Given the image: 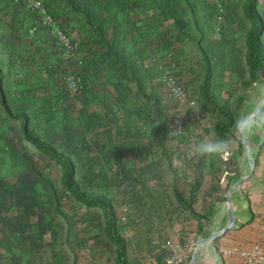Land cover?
<instances>
[{"label":"trees","instance_id":"1","mask_svg":"<svg viewBox=\"0 0 264 264\" xmlns=\"http://www.w3.org/2000/svg\"><path fill=\"white\" fill-rule=\"evenodd\" d=\"M8 3L12 24L6 32L11 40L3 49L7 69L0 59V106L7 122L14 125V136H0V140L14 164L20 159L26 169L14 182L0 176V264H81L78 253L89 247L90 239L82 236L79 224L97 231L92 238L95 264L96 258L106 260V264H133L128 259L132 240L127 238V226L118 214L122 206L128 209L129 227L136 231L134 248L138 252L154 256L152 234L163 232L166 222L172 227L182 223V242L190 240L187 238L191 235H202L204 226L212 222L218 207L227 201L231 186L238 181L244 142L238 140L235 124L243 116L246 93L264 84V5L260 0L240 1L243 19L248 22L243 48L237 45L227 24L221 28L220 41L214 39L217 18L243 22L232 17V3L224 5L220 13L215 0H42L55 23L61 24L65 14L72 21L81 16L98 34L94 37L84 31L80 46L94 38L103 48V54H95L84 65L74 92L69 89L68 74L59 70L63 65L58 68L44 63L43 77L23 72V64L33 57L25 38L38 34L46 24L40 12L24 0ZM139 11L151 14L142 21L144 30L138 32V37L127 40L115 24L123 15L129 28H138L132 17ZM28 20L35 23L25 28ZM170 21L174 22L175 32L164 46L190 41L198 47L202 63L197 85L200 103L212 115L214 135L231 140L233 156L194 154L184 160L183 168H177V147L190 142L187 124L176 137L171 122L174 115H167L165 102L158 95L155 106L148 110L128 104L132 84L145 92L150 75L145 62L160 52L154 50V42H160L158 26ZM6 26L0 17L1 41L6 39L2 31ZM61 27L69 37L77 29L71 23ZM17 36H21L20 44L14 42ZM51 36L58 46V39ZM128 44L133 52H129ZM94 84L103 90L96 93ZM188 93L199 104L190 89ZM94 104L103 106L102 114L92 111ZM151 121L159 127L154 139L146 143L142 135ZM52 122L56 125L49 126ZM260 128L264 131V126ZM26 144L58 167L59 182L38 168L36 153ZM147 151L158 158L143 166ZM127 155L135 156L132 164L127 163L131 161ZM255 162L257 167V157ZM108 165L112 175L108 174ZM122 187L125 190L120 199L107 196L108 190ZM64 198L85 211L78 220L63 210ZM165 255L163 250L153 259L161 262Z\"/></svg>","mask_w":264,"mask_h":264},{"label":"rangeland","instance_id":"2","mask_svg":"<svg viewBox=\"0 0 264 264\" xmlns=\"http://www.w3.org/2000/svg\"><path fill=\"white\" fill-rule=\"evenodd\" d=\"M107 1V0H103ZM226 1V4L224 3ZM240 1L241 0H215V3L220 11L223 12L224 5L228 7L229 5H233V8L231 10V14L233 18H240L243 22L238 21L235 23V19L221 16L219 19L217 18V30L214 34V39L216 41H220L221 37V28H223L226 24L230 26L234 33V36L237 40V45L240 48L244 47V29L247 27V21H244L241 10H240ZM260 5H264V0H260ZM12 9L11 6L8 3V0H1L0 4V17L3 18V20L6 22L8 27L2 28V31H4V36L6 39L3 41L0 40V59L3 61L4 69H7V65L5 63L6 59V51H4L5 44H8L11 40V35L9 32H6L7 28L12 24V18H11ZM151 13L146 14L142 11H139L137 15L132 17V21L134 24H137L138 28H135L131 26L129 28L126 18L121 15L118 18V23L115 25L118 28V32L121 36L125 37L127 40H130L131 38H137L138 32L142 29V21L149 18ZM227 18V19H226ZM72 21L70 17L65 14V17L61 24L56 23L58 28L63 32L62 30V24L63 23H71L74 27H76V31L71 33L70 37L67 36L70 39V42L72 44V50L67 51L65 47L59 43L58 46L54 44L52 39H50L52 36L51 33V27L48 25H45L44 27L40 28L39 33L35 34L31 38H25V46H30L32 48V55L33 57L29 59L27 62H25L22 66L23 72L28 76L29 74H33L34 76L43 77L44 73L41 71V65L44 63H47V65H55L59 68V66L63 65L64 67L59 69L61 72H64L68 74L69 84H70V90L71 92L75 91V86L77 84V76L81 75L84 72V65L90 60L93 59V56L95 54H103V48L96 43V40L93 39H87L85 41L84 46H80L79 42L83 41V36L85 35L84 31H88L90 36L97 37L98 34L93 32V30L87 25L84 19H82L81 16H76ZM229 20L230 22H228ZM34 20H28L25 23V28H29L31 25H34ZM83 28V30H80V28ZM5 29V30H4ZM6 32V33H5ZM23 32V31H22ZM175 32V25L173 21L167 22L164 25L158 26V34H159V40L160 42H154V46H151V49L154 48V50H160L159 53L156 54V56L148 58L145 62V67L149 70V77L147 79V85L145 86V92L140 91V89H137L135 85H131V91L127 93V100L128 104L131 106L141 107L145 110H148L149 107H154L156 100L155 96H160L165 102L164 109L169 116V112H172L174 115L175 106L172 101V97L167 93L164 83H163V77L166 74V72H174L175 76L179 77L183 82L187 89H190L193 94L198 98L199 104L198 108L193 111L189 112L185 118V123L187 124L186 127L190 128L191 137L190 142L186 146H178L177 147V153L174 159V164L177 166V168H183L184 166V160L186 158L193 157L194 151L202 141H216L217 138L213 131H212V123L213 118L210 113V111L202 106L200 103V97L198 95L197 91V85L199 76L202 73V63H201V55L198 50V47L196 44L186 41V42H179L175 44L174 46L170 48H165L164 44L171 35ZM64 33V32H63ZM48 36V37H47ZM107 40H110V33L106 34ZM20 38L21 36H17V38L14 40V42H17L20 44ZM55 40V39H54ZM78 44V47L75 48L73 46V43ZM63 47V48H62ZM129 52H133L134 49L130 44H128ZM4 49V50H3ZM61 49V50H59ZM93 89L96 93L101 92L103 90V87L94 84ZM111 89V87L109 88ZM264 100V84H258L255 88L251 89L246 93V106L243 109V116L245 115H251L255 111L256 107ZM77 102V101H74ZM263 108V107H262ZM261 108V109H262ZM79 109V103H76L75 110L78 112ZM92 111H95L99 114L103 113V106L101 104H94L92 106ZM264 114V109L262 110V113ZM172 115V118H173ZM173 120L171 119V122ZM56 125L55 122L50 123L49 126ZM14 125L10 122H7V119L5 118L1 106H0V136H7V137H13V128ZM159 127V124L157 122H152L147 126L143 136V139L146 143L152 141L154 139V136L157 132V129ZM186 128V129H187ZM260 128V127H255ZM254 130V129H253ZM264 136V131L262 132ZM238 137V140H243L241 137ZM262 139V138H261ZM259 139L257 147H259V150H262L263 142ZM27 145V144H26ZM264 145V144H263ZM31 151H34L36 153V162L38 165V168L40 170L44 171V174H46L50 179H52L55 182H59L60 178V171L57 166H55L52 162H49L44 156L37 153L29 144L27 145ZM247 153H248V146L244 144V148L242 151L241 160L243 165L247 168L248 173H250V168L248 164L247 159ZM148 154V151H147ZM227 154L230 156L234 155V151L231 149ZM259 152L256 150H253L252 152V159L255 162V157H258ZM127 157L131 160L130 162H127L129 164H132L135 156L134 155H127ZM158 158L154 153L148 154L147 159L144 161L143 166H147L153 161H155ZM226 163V160L224 161ZM248 164V165H247ZM224 170H227L228 165L227 163L224 164ZM113 167V166H112ZM108 174L112 175V169L111 165L106 166ZM26 169L25 165L21 162L20 159L17 160V164H14L13 160L10 158L8 150L4 147V142L0 140V176L3 178L14 182L19 174L24 172ZM39 190L42 191V187H39ZM125 187H122L120 190L111 189L108 190L107 196H115L117 199L121 198L123 196ZM228 195V193H227ZM68 201V204L65 205L62 202L63 210L68 212V215L70 217H74L76 220H78L85 211L77 204H73L69 198H66ZM119 218L121 223L124 226H127V233L126 236L128 239L132 240V251L128 254V259L133 264H140L143 258H150L153 259V257L157 256L158 254L162 253L163 250L167 251V248L170 243H176L179 242L181 244H184L186 242H182V223H177L175 226H168V222L165 223L166 228L161 233L152 234V246H155V253L154 256L147 255L148 253L146 251L138 252L135 250L134 247L137 246V234L136 231L133 230L130 226L129 221V212L126 206H122L119 211ZM66 224V223H65ZM78 229L82 232V236L85 238L90 239V242L92 243V248L95 247L94 242L92 241V238L96 236L97 231L96 230H86L85 225L79 224ZM188 239L194 240L196 239L195 236H190ZM89 242V243H90ZM156 258V257H155ZM154 258V259H155ZM84 264L83 260H81ZM96 264H106V260L96 258Z\"/></svg>","mask_w":264,"mask_h":264},{"label":"crops","instance_id":"3","mask_svg":"<svg viewBox=\"0 0 264 264\" xmlns=\"http://www.w3.org/2000/svg\"><path fill=\"white\" fill-rule=\"evenodd\" d=\"M261 128H254L247 138L253 150L259 152L258 164L252 175L239 161L237 180L247 178L239 190L230 198V204H221L211 223L204 226L202 235L196 237L199 244L197 260L186 264H243L240 258L226 256L224 252L235 246H250L259 239L260 227L264 219V136ZM262 138V139H261ZM259 139L263 148L257 147ZM248 159V158H247ZM248 165V164H247ZM230 207L234 210L235 223L232 222ZM219 232L212 238L213 234Z\"/></svg>","mask_w":264,"mask_h":264},{"label":"built area","instance_id":"4","mask_svg":"<svg viewBox=\"0 0 264 264\" xmlns=\"http://www.w3.org/2000/svg\"><path fill=\"white\" fill-rule=\"evenodd\" d=\"M24 1L32 9L40 12L45 24L51 27L52 35L58 39L68 52L71 51L72 44L70 39L58 28L53 19L47 15L42 0ZM163 83L167 93L172 97L175 103L173 133L178 137L185 129L184 121L187 114L198 108V102L196 99L190 97L184 82L179 77L175 76L174 72H166L163 77ZM223 156L226 158L227 154ZM63 203L65 205L68 204L66 198L63 199ZM197 248L198 243L191 239L184 244L179 242L170 243L167 248L168 253L161 262L154 259H142L141 264H186V262L192 259ZM224 255L238 257L243 264H264V219L260 227L259 239L255 243L250 246H235L226 250ZM78 256L83 260L84 264H95L92 253V243H89L88 248L81 250Z\"/></svg>","mask_w":264,"mask_h":264},{"label":"clouds","instance_id":"5","mask_svg":"<svg viewBox=\"0 0 264 264\" xmlns=\"http://www.w3.org/2000/svg\"><path fill=\"white\" fill-rule=\"evenodd\" d=\"M264 126V114L241 116L235 124V134L241 138H248L255 127ZM231 150V140L217 139L216 141H202L197 145L195 155H224Z\"/></svg>","mask_w":264,"mask_h":264},{"label":"water","instance_id":"6","mask_svg":"<svg viewBox=\"0 0 264 264\" xmlns=\"http://www.w3.org/2000/svg\"><path fill=\"white\" fill-rule=\"evenodd\" d=\"M264 106V100L256 107L255 111L253 112V114H259L261 108ZM243 142L246 146H248V153H247V158H248V164H249V168H250V175H252L254 173L255 170V165H254V161L252 159V152H253V148L251 146V144L249 143V140L246 138H243ZM247 178H243L240 179L239 181L235 182L227 195V202L228 204H230V198L239 190V188L241 187V185L243 184V182L246 180ZM231 210V214H232V222L233 224L235 223V218H234V210L232 207H230ZM219 232H216L213 234L212 238L216 237L218 235ZM205 242L202 241L198 244V248L195 251L194 256L192 257V262L197 260L198 254H199V246H201L202 244H204Z\"/></svg>","mask_w":264,"mask_h":264}]
</instances>
